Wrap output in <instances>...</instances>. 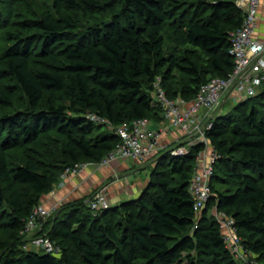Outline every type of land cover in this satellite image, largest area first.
I'll use <instances>...</instances> for the list:
<instances>
[{"label":"trees","instance_id":"1","mask_svg":"<svg viewBox=\"0 0 264 264\" xmlns=\"http://www.w3.org/2000/svg\"><path fill=\"white\" fill-rule=\"evenodd\" d=\"M53 12L4 31L9 15L0 9L2 65L25 96L24 110L0 114V224L19 238L33 210L79 163H99L121 142L117 128L162 120L152 105L158 77L171 99L192 101L200 86L232 72L231 36L242 28L238 0H52ZM189 12H191L189 14ZM100 22L82 28V21ZM171 19V21H169ZM172 26L178 50L166 52L164 31ZM173 83L178 88H173ZM18 99L0 84V106ZM264 85L258 97L238 104L207 133L221 159L215 164L212 197L197 218L189 190L201 148L187 157L163 156L151 183L136 200L97 215L84 200L65 206L49 234L60 256L13 253L2 264H239L228 251L221 225L208 217L217 209L235 220L244 250L264 264ZM56 133L63 138L61 160H36L27 143ZM10 150L27 160L13 166ZM233 186L223 194L213 182ZM60 214V215H59ZM3 221V222H2ZM9 244L0 240V253ZM196 257H198L196 259Z\"/></svg>","mask_w":264,"mask_h":264},{"label":"built area","instance_id":"2","mask_svg":"<svg viewBox=\"0 0 264 264\" xmlns=\"http://www.w3.org/2000/svg\"><path fill=\"white\" fill-rule=\"evenodd\" d=\"M237 5L244 13V20L242 28L231 36L232 46L229 54L234 60L232 72L225 78H215L202 84L192 101L182 97L169 98L162 86L161 77H158L152 92V105L161 110L163 119L157 128H154V121L149 119L114 128L108 120L89 116L94 123L108 125L121 138V142L99 163H79L67 168L61 174L57 186H62L88 165L102 168L117 161L144 162L157 157L163 151L162 134L170 129L179 135L178 144L168 149L171 156L187 157L193 149H202L196 159L197 164L189 190L195 213L199 215L203 212L212 197L215 164L221 159L211 145L207 133L212 130L217 120L224 116L230 101L241 104L256 98L264 85V42L256 38L260 1L238 0ZM106 190L107 187L96 190L86 199L88 208L96 215L112 207ZM56 210L57 208L50 209L43 204L38 205L26 221L22 232L32 233L40 230ZM220 225L228 251L235 259L243 261V254L249 253L244 250L235 220L224 214ZM33 246L44 254H62V248L49 236L35 238Z\"/></svg>","mask_w":264,"mask_h":264},{"label":"rangeland","instance_id":"3","mask_svg":"<svg viewBox=\"0 0 264 264\" xmlns=\"http://www.w3.org/2000/svg\"><path fill=\"white\" fill-rule=\"evenodd\" d=\"M188 1L190 2V4L184 7L183 10H180L178 15H183L188 11H192L190 9L192 7V2L194 0H188ZM0 9L3 10L4 13H6V16L9 15L7 19H4L3 26H5V28L3 32L7 30L12 31V32H19L18 28H19L20 22L27 20L35 15L42 16L47 12H53V1L52 0H0ZM190 13L191 12H189V14ZM100 20H101L100 17L85 18L83 19L82 24H81L82 28H85L88 25L99 23ZM169 21H171V19H169ZM164 38H165L164 48L166 52L169 53V52H174L178 50V46L176 42L177 37L174 33V29L172 26H167L165 28ZM9 46H10L9 42L5 38H2V41L0 43V54L4 52L5 50H7ZM0 84L2 86L14 87V89L17 91V94H18V99L15 100L12 107L0 106V114H7L9 112L23 111L24 104L26 101L24 93L18 86V83L16 82V80L13 79L9 75V73L6 71V69L2 65L0 66ZM172 86L175 89L178 88L177 85H175L174 83ZM237 105L238 104L230 101L225 109L224 116L227 114L235 113V107ZM262 106H264V104L261 103L259 105V108L260 107L262 108ZM154 123L157 125H160L162 123V120H159V121L154 120ZM62 144H63V138L56 133H52V134H49L43 137L39 144L27 143L26 148H29V154H31V156L36 160L42 159L41 157L42 154L44 156L45 155L49 156L50 152L54 151L53 153L54 157L49 156L50 158L49 161L52 164L51 165L52 168H55L58 165V161L61 160L58 152L61 150ZM25 154L26 153L24 152V150H10L8 152V155H9V160H10L11 165L18 166L20 164H24L27 160V157L25 156ZM167 154H169V150H163L158 154L157 157L151 160H148V161L138 163L139 166H146L145 169H143L142 171H145L144 174H146L148 171L147 176L150 178V181L147 183L146 187L143 188L142 192L140 193V196L143 194L144 190H146V188L151 183L153 170L158 167L160 159ZM142 173L143 172L140 173L141 176H143ZM133 180H134V176H133ZM262 186L264 187V183L262 184ZM103 187L104 186L102 185L100 188H98V190ZM213 189L218 190L220 193H223V194H226L233 189L235 190L233 186L230 187L228 185L220 184L216 180H214L213 182ZM140 196H138V198ZM85 204H86V201H85ZM0 213H5V214L9 213L8 207L2 206V208H0ZM56 214L57 212L52 214V216L47 220L45 225L40 230H37L32 233L22 232L23 231L22 230L19 238L17 239L13 237L12 231L7 226H3L0 224V240L5 241L9 244V248L6 251H3L0 253V264H2V261L5 258L10 257L13 253H16L17 255H24L26 253H31V252L42 253L41 250H37V248L33 246V241L35 238L49 236L54 226L53 220L57 218ZM201 214L197 215V218ZM224 214L225 213L220 212L215 208L207 212L208 217L212 218V220L217 221L219 224L223 220ZM93 215L95 216L96 214L93 213ZM197 258L198 257H196V259ZM236 261L239 264H260L257 261L255 255L251 253L246 254V255L243 254V261H241L240 259H236Z\"/></svg>","mask_w":264,"mask_h":264},{"label":"crops","instance_id":"4","mask_svg":"<svg viewBox=\"0 0 264 264\" xmlns=\"http://www.w3.org/2000/svg\"><path fill=\"white\" fill-rule=\"evenodd\" d=\"M260 1L258 15V30L256 38L264 42V0ZM158 125L154 123V128ZM179 135L173 130H165L161 137L163 150H168L178 144ZM136 160L117 161L109 167L99 168L88 165L78 175L68 179L62 186H57L53 192L44 196L41 204L52 209L57 208L59 213L65 206L80 200L86 201L87 197L102 185L107 187V195L111 206L135 200L140 196L150 178L148 171L144 174L146 166H139ZM141 172L142 175L141 176ZM134 176V180H133ZM142 178V179H141Z\"/></svg>","mask_w":264,"mask_h":264}]
</instances>
